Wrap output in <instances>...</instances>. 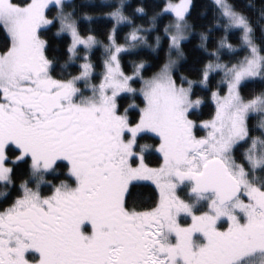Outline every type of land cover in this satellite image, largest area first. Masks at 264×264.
Masks as SVG:
<instances>
[{"label": "snow or ice", "instance_id": "obj_1", "mask_svg": "<svg viewBox=\"0 0 264 264\" xmlns=\"http://www.w3.org/2000/svg\"><path fill=\"white\" fill-rule=\"evenodd\" d=\"M0 30V264H264V0H0Z\"/></svg>", "mask_w": 264, "mask_h": 264}, {"label": "trees", "instance_id": "obj_2", "mask_svg": "<svg viewBox=\"0 0 264 264\" xmlns=\"http://www.w3.org/2000/svg\"><path fill=\"white\" fill-rule=\"evenodd\" d=\"M205 2V0H196V3L199 4H203ZM247 0H241V3H246ZM253 3L259 5L260 0H252ZM86 23V22H85ZM96 24L100 27H103L104 22L102 20L97 21ZM6 42V37L3 33V30H0V50L3 49V46ZM54 42H58L55 41ZM187 54H188V59L184 62L185 67L183 69H181V71L185 72V74H191L189 72L188 69V65H190L192 63V59L194 56L193 51L191 50V48H189L187 50ZM135 58V57H133ZM146 59L151 60L150 56H145ZM59 71V69H58ZM153 71H156L155 68L150 69L149 72L147 73V75H150ZM201 95H206V93H201ZM140 101L137 100V103H139ZM214 112V104L213 102L209 99L207 100V106L206 107H202L200 109V113H202V115L199 116L200 119L204 120V119H209L210 118V114ZM200 135L204 134V131H200L199 133ZM258 135V133H256ZM148 143H152V144H158L159 141L156 138H152L148 140ZM149 160L151 162L152 166H158V163H162V154H160L158 151L153 150L152 154L149 156ZM132 191V200L136 203H141V204H151L153 200L158 198V190L155 188V186L151 183H147V182H141L139 184H137V186L131 190Z\"/></svg>", "mask_w": 264, "mask_h": 264}, {"label": "rangeland", "instance_id": "obj_3", "mask_svg": "<svg viewBox=\"0 0 264 264\" xmlns=\"http://www.w3.org/2000/svg\"><path fill=\"white\" fill-rule=\"evenodd\" d=\"M204 134H205V132H204ZM204 134H203V135H204ZM147 183H151V182H147ZM151 184H152V183H151ZM153 185H154V184H153ZM188 222L190 223V221H188ZM225 226H226V225H225ZM260 259H261V258L257 257V258H256V261H255V264H259Z\"/></svg>", "mask_w": 264, "mask_h": 264}, {"label": "flooded vegetation", "instance_id": "obj_4", "mask_svg": "<svg viewBox=\"0 0 264 264\" xmlns=\"http://www.w3.org/2000/svg\"><path fill=\"white\" fill-rule=\"evenodd\" d=\"M190 221V220H189Z\"/></svg>", "mask_w": 264, "mask_h": 264}]
</instances>
